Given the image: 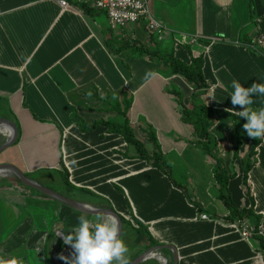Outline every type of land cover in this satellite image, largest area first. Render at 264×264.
<instances>
[{"label":"crops","instance_id":"crops-1","mask_svg":"<svg viewBox=\"0 0 264 264\" xmlns=\"http://www.w3.org/2000/svg\"><path fill=\"white\" fill-rule=\"evenodd\" d=\"M70 5L0 0V119L18 132L0 164L48 189L53 184L43 179L54 174L59 194L113 210L127 252L112 264H131L159 246L171 248L157 253L167 264H174L172 250L176 264H264L261 241L243 239L239 222H226L230 214L214 177V160L221 161L234 175L227 186L232 203L249 213L243 222L264 226V138L246 135L242 109L230 98L233 81L264 84V39L256 46L264 37V0H149L152 18L165 28L161 39L140 25L112 27L103 13ZM125 41L186 65L202 57L207 90L195 94L160 61L132 47L119 50ZM173 86L187 109L211 110L213 159L181 121ZM252 99L249 111L264 109V95ZM121 110L148 155L163 156L174 183L103 125H122ZM92 125L101 126L81 129ZM63 167L69 188L59 175ZM81 216L92 226L107 219L77 212L14 177L0 178V264H66L59 257L71 258L74 250L57 234L77 228Z\"/></svg>","mask_w":264,"mask_h":264},{"label":"trees","instance_id":"trees-1","mask_svg":"<svg viewBox=\"0 0 264 264\" xmlns=\"http://www.w3.org/2000/svg\"><path fill=\"white\" fill-rule=\"evenodd\" d=\"M124 47H132L137 52L147 56L149 59H156L160 61L165 67L170 69L172 74L180 76L187 83H189L194 93L207 90V84L204 80L202 68H203V59L202 57L193 59L190 65H186L177 59L174 58L171 54H166L160 51H148L143 48L138 43L133 42H122L121 46L118 48L121 50ZM170 95L173 96V99L177 102L179 106V111L181 114V121L193 129V133L196 137L195 143L200 144L202 149L207 152L209 157L213 159V150L215 148V142L212 135L209 132V122L208 120L211 117V110L205 106L193 107L192 109H187L184 105V98L179 91L171 90L169 91ZM121 117L124 119L122 125H110L103 124L109 127L110 132L118 133L124 137L125 141L131 145L136 154V158L145 160L149 162L153 167L161 170L164 175L172 182L171 172L169 167L166 164L163 156L160 154H153L152 156L148 155L144 145L135 137L132 128L130 127L126 115L120 112ZM101 125H92V126H82L83 131L93 130L96 127ZM155 143V137L153 133L150 134V139ZM214 177L217 185L218 198L222 204L229 211V218L226 220L227 223L233 222H243L248 217V212L246 210H238L231 201L230 195L227 191V186L229 181L234 177V175L228 174L224 164L221 161L214 160ZM63 184L65 187L69 188L68 182V173L67 170L63 167L61 171ZM245 189L247 190L246 181H244ZM141 232V230H137ZM261 241L262 249L264 250V241Z\"/></svg>","mask_w":264,"mask_h":264},{"label":"clouds","instance_id":"clouds-1","mask_svg":"<svg viewBox=\"0 0 264 264\" xmlns=\"http://www.w3.org/2000/svg\"><path fill=\"white\" fill-rule=\"evenodd\" d=\"M232 87L231 103L242 109L240 117L246 119L243 125L246 135L249 138H264V109L248 110L254 95H264V84L253 83L245 88L239 82L233 81ZM118 231L115 217L103 219L92 226L86 217L81 216L77 228L68 234H57L62 235L64 245H70L74 250L71 258L64 255L59 258L66 264H112L127 252L126 245L118 237Z\"/></svg>","mask_w":264,"mask_h":264},{"label":"built area","instance_id":"built-area-1","mask_svg":"<svg viewBox=\"0 0 264 264\" xmlns=\"http://www.w3.org/2000/svg\"><path fill=\"white\" fill-rule=\"evenodd\" d=\"M62 10L71 8L70 2L94 9L103 13L110 25L118 29H126L134 25H140L144 32L161 39L165 28L161 23L152 18L149 10V0H55ZM263 39L257 42L262 45ZM202 220L208 218L202 215ZM241 236L245 240L262 239L264 241V226L249 228L244 222H239Z\"/></svg>","mask_w":264,"mask_h":264},{"label":"water","instance_id":"water-1","mask_svg":"<svg viewBox=\"0 0 264 264\" xmlns=\"http://www.w3.org/2000/svg\"><path fill=\"white\" fill-rule=\"evenodd\" d=\"M1 125L10 126L13 130V137H12V139H7L5 137V141L3 142V144L0 145V153H2L3 151L7 150L10 147H12L18 138L17 128L12 122L4 120V119H0V126ZM2 170H8V171L12 172L9 175V177L16 178L20 182L21 185H23L29 189L35 190L39 194H41L47 198H51V199L65 205V206L77 211V212L87 214L90 216L105 217L107 219L111 218V217H115V219L117 221V225H118V230H119L118 231V237L119 238L121 237L122 220L113 210L95 208L93 206L71 200V199H69V198H67L61 194H58V193L54 192L53 190H50L46 187H43L40 184L36 183L35 181L27 178L18 168H16L13 165L0 164V171H2ZM162 249L171 250V248L165 247V246L164 247H162V246L155 247V248L145 252L143 255L139 256L131 264H142L143 262H145L147 259H150V258H152V259L156 258L158 261H160L161 264H167V261L164 258L157 255V253L160 252ZM172 252H173V256H174V264H176L177 257H176L174 250H172Z\"/></svg>","mask_w":264,"mask_h":264},{"label":"rangeland","instance_id":"rangeland-1","mask_svg":"<svg viewBox=\"0 0 264 264\" xmlns=\"http://www.w3.org/2000/svg\"><path fill=\"white\" fill-rule=\"evenodd\" d=\"M157 20V19H156ZM158 21V20H157ZM241 34H243V29L241 30ZM257 47H258V45H256ZM257 49V48H256ZM172 89H175L176 91H178V88L177 87H175V86H173V88ZM123 112V110H121V113ZM2 138V137H1ZM149 139V138H148ZM152 140V138L150 139V141ZM2 141H4V140H1L0 141V143L2 142ZM11 148V147H10ZM11 151L12 150H8V151H6L5 152V155H7V156H10V154H11ZM11 158V157H10ZM59 170H60V168H59ZM50 176H46V178L45 179H43V181H45L46 182V184H53V186H51V185H49L50 187H49V189L50 190H53L54 192H56V193H60V189H61V187H60V185H58V183H59V178H58V176H56V175H54V174H49ZM59 175L61 176V178H62V175H61V172H59ZM49 182V183H48ZM46 188H48V187H46ZM62 192V191H61ZM58 193V194H59ZM80 195H83V193L82 192H80L79 193Z\"/></svg>","mask_w":264,"mask_h":264},{"label":"bare ground","instance_id":"bare-ground-1","mask_svg":"<svg viewBox=\"0 0 264 264\" xmlns=\"http://www.w3.org/2000/svg\"><path fill=\"white\" fill-rule=\"evenodd\" d=\"M0 128H3L6 132V138L7 139H12L13 137V130L10 126L7 125H1ZM1 134V133H0ZM4 136V135H3ZM5 137V136H4ZM12 172L8 170H2L0 171V178L7 177L11 174Z\"/></svg>","mask_w":264,"mask_h":264}]
</instances>
